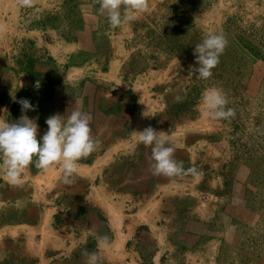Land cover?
Returning a JSON list of instances; mask_svg holds the SVG:
<instances>
[{"label":"crops","instance_id":"obj_1","mask_svg":"<svg viewBox=\"0 0 264 264\" xmlns=\"http://www.w3.org/2000/svg\"><path fill=\"white\" fill-rule=\"evenodd\" d=\"M50 1L0 0V119L15 122L17 101L29 99L34 108L25 114L37 123L39 140L47 117L78 107L92 114L96 143L79 159L71 184L62 181L58 164L41 169L35 157L18 183L0 178V264H85V250L96 251L100 264H170L169 257L196 245L202 234L171 229L174 213L169 219L162 212L169 210L165 197L189 176L154 175L151 149L137 145L132 131L151 126L166 132L174 158L188 169L195 164L196 141H187L191 135L180 129L193 122L172 121L164 104L149 109L152 101L145 105L130 95L139 91L122 75L129 52L115 47L104 16L84 11L74 38L36 16ZM18 4L28 7L23 18Z\"/></svg>","mask_w":264,"mask_h":264},{"label":"rangeland","instance_id":"obj_2","mask_svg":"<svg viewBox=\"0 0 264 264\" xmlns=\"http://www.w3.org/2000/svg\"><path fill=\"white\" fill-rule=\"evenodd\" d=\"M144 3L135 20L111 28L115 47L129 52L122 75L136 85L139 92L130 94L135 100L152 101L149 109L164 104L172 121L193 122L183 123L180 132L196 141L190 167L195 172L184 173L189 181L165 197L169 210L162 212L169 219L174 213L171 229L202 234L168 263L264 264V0ZM16 6L23 18L28 7ZM84 11L96 12L95 0H51L35 14L76 38L75 25ZM31 15L23 22H32ZM208 32L222 33L227 41L219 63L208 79L195 72L188 77L190 66H196L194 47ZM116 57L121 55L116 52ZM212 86L225 93L232 117L219 122L202 118L200 97ZM159 117L153 114L154 124Z\"/></svg>","mask_w":264,"mask_h":264},{"label":"clouds","instance_id":"obj_3","mask_svg":"<svg viewBox=\"0 0 264 264\" xmlns=\"http://www.w3.org/2000/svg\"><path fill=\"white\" fill-rule=\"evenodd\" d=\"M144 0H99L97 12L106 18L110 28L116 29L124 23L131 22L145 9ZM227 41L222 33L208 32L201 42L194 47L196 66L188 72V77L196 73L200 79L212 76V69L219 63ZM20 117L12 123L0 119V178L10 184L19 182L22 172L33 162L41 169L58 164L65 184L73 183L77 172L78 161L87 156L95 148V140L91 136L90 122L92 114L73 108L67 115L53 114L46 118V131L37 139L38 125L28 118L26 111L32 110L27 98H20ZM222 89L212 86L206 88L200 97L202 118L208 122H219L234 115ZM137 145L150 147L152 161L150 168L154 175L179 176L187 172H195V168L184 169L183 162L177 161L174 148L168 144V134L157 131L151 126L139 131H132ZM100 243L107 246V237H101ZM85 264H100V256L96 251L82 253Z\"/></svg>","mask_w":264,"mask_h":264}]
</instances>
